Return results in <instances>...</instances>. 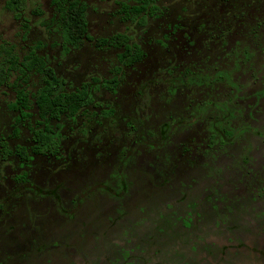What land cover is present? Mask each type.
<instances>
[{
  "label": "rangeland",
  "instance_id": "374dc122",
  "mask_svg": "<svg viewBox=\"0 0 264 264\" xmlns=\"http://www.w3.org/2000/svg\"><path fill=\"white\" fill-rule=\"evenodd\" d=\"M6 1L0 41L37 47L64 90L95 77L119 84L52 120L59 156L0 162V264H254L250 246L264 244V0H159L141 19L121 13L128 0H89L93 40L68 53L51 0H28L27 33ZM119 33L143 50L140 62L121 67L124 48L101 42ZM24 85L37 92L42 74ZM15 96L0 91V137L29 146L39 116L32 109L15 135ZM120 181L129 190L116 194ZM58 188L60 198L39 191Z\"/></svg>",
  "mask_w": 264,
  "mask_h": 264
},
{
  "label": "trees",
  "instance_id": "16d2710c",
  "mask_svg": "<svg viewBox=\"0 0 264 264\" xmlns=\"http://www.w3.org/2000/svg\"><path fill=\"white\" fill-rule=\"evenodd\" d=\"M158 1L128 0L122 3L121 13L127 18L135 19L154 15L159 9ZM51 4L58 14L57 27L61 31L63 50L68 53L71 48L79 47L85 40H93L88 33L89 0H51ZM5 6L23 22L24 32L27 33L30 27L26 16L28 0H7ZM33 12L36 15L43 14V10L38 8ZM109 41L124 47L120 60L127 65L140 61L144 56L138 45L130 43L127 34L119 33L111 38H104L101 42L107 44ZM32 71L41 73L43 79V85L35 93L24 85ZM118 82V77H114L107 80L106 85L110 90H115ZM63 83L55 68L37 52V47L21 53L15 43L0 41V91L6 86L15 89V99L9 103V108L17 113L15 135L20 133L19 124L34 115L32 109H36L39 116L37 125L33 128V154H57L59 139L57 132L53 130L52 120H60L64 115L75 117L80 112H86L95 103L89 83L71 91L64 90ZM13 154L21 160L31 157L24 145L12 147L8 139L0 137V162Z\"/></svg>",
  "mask_w": 264,
  "mask_h": 264
},
{
  "label": "flooded vegetation",
  "instance_id": "af4514ba",
  "mask_svg": "<svg viewBox=\"0 0 264 264\" xmlns=\"http://www.w3.org/2000/svg\"><path fill=\"white\" fill-rule=\"evenodd\" d=\"M111 42V41H110ZM120 47V46H119ZM124 48V47H123ZM72 49V48H71ZM70 49V50H71ZM124 51V50H123ZM122 51V52H123ZM143 51V50H142ZM122 52H120L119 54H118V57H119V59H120V54L122 53ZM145 54V53H144ZM144 57V56H143ZM143 59V58H142ZM141 59V60H142ZM140 60V61H141ZM140 61H137V62H140ZM120 62H121V67L122 66H131V65H133V64H135V63H137V62H135V63H132V64H130V65H127V64H125L124 62H122L121 60H120ZM120 66L118 67V68H120L121 70H122V68H121ZM117 68V69H118ZM119 70V69H118ZM114 77H117V76H113L112 78H92L90 81H86V82H84V83H89V87H90V89H91V92H92V95H93V97H94V104H97L98 102L96 101V96H95V91H96V89H103V88H106L107 90H109V91H115V90H110L108 87H107V85H106V81L107 80H110V79H113ZM119 80V79H118ZM83 83V84H84ZM82 84V85H83ZM119 84V83H118ZM82 85L80 86V87H82ZM79 87V88H80ZM76 89H78V88H76ZM105 107H107L106 109L107 110H103L104 111V113L105 114H111L110 116H112V114L113 113H115V108H112V107H110L109 105H107V103H105ZM103 109V108H102ZM102 110H100V112L102 113L103 112ZM83 113V112H82ZM57 121H59V120H57ZM53 126V125H52ZM134 126V125H133ZM213 129H215V128H213ZM212 129V135H215L217 132L215 131V130H213ZM53 130L55 131V128H54V126H53ZM56 132V131H55ZM58 135L59 134H57V137H58ZM58 139H59V137H58ZM144 138H140L139 140H143ZM221 139H222V137H221ZM224 140V139H223ZM137 142V141H136ZM33 144H34V142H33V140H32V143H31V145H24L26 148H27V150H28V152H29V154L31 155V157H30V159H32V158H34L36 155H41V156H59L60 155V140H59V151H58V153L57 154H50V153H46V154H33V152H32V146H33ZM30 159H28V160H21L22 162H23V164H24V162L25 161H29ZM125 160V159H124ZM122 166V165H121ZM19 179V178H18ZM107 181V180H106ZM113 182V184H115V181H112ZM21 183H23V184H29L30 183V181H29V179H28V174H27V172H25V173H23V175L21 176ZM120 185H118V188L120 189V191H115V192H117L116 194H120V193H122V192H127L128 190H129V182H127V181H120ZM108 183H106V185H107ZM56 187V186H55ZM44 188V187H43ZM110 189V188H109ZM39 190V189H38ZM40 191V193H47V194H49V195H52V196H54L55 198H60L61 196L58 194L60 191H59V188L58 189H49V190H47V189H40L39 190ZM39 193V194H40ZM71 204H72V206L74 205V204H76V201H71L70 202ZM70 206V205H69ZM72 206H70V212H72V210H73V207ZM72 207V208H71ZM262 231H264V227H262ZM262 238H264V233H263V236H262ZM42 245H44V244H42ZM53 245H55V244H53ZM250 248L254 251V252H256L257 254H259V257H257V258H255L256 256H254L253 254H251L249 257H252V258H250L249 259V261H253V263L254 264H264V244L262 245V246H250ZM46 249H48V248H44L43 250L44 251H46ZM222 254V253H221ZM254 257V258H253ZM233 263L234 264H236V260H233ZM248 264V263H247Z\"/></svg>",
  "mask_w": 264,
  "mask_h": 264
}]
</instances>
